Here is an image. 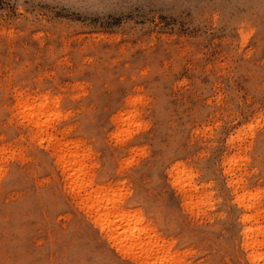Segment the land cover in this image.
I'll list each match as a JSON object with an SVG mask.
<instances>
[{
  "label": "rangeland",
  "instance_id": "374dc122",
  "mask_svg": "<svg viewBox=\"0 0 264 264\" xmlns=\"http://www.w3.org/2000/svg\"><path fill=\"white\" fill-rule=\"evenodd\" d=\"M42 98L60 118L36 129L19 104ZM99 185L156 248L251 264L237 199L260 193L264 227V0H0V264H137L83 211Z\"/></svg>",
  "mask_w": 264,
  "mask_h": 264
},
{
  "label": "bare ground",
  "instance_id": "6f19581e",
  "mask_svg": "<svg viewBox=\"0 0 264 264\" xmlns=\"http://www.w3.org/2000/svg\"><path fill=\"white\" fill-rule=\"evenodd\" d=\"M55 104L49 102L47 98H42L37 103L25 100L19 104V107L24 120L34 123L36 129H43L54 118H60L58 110L50 108ZM137 118V114L127 113V116L122 120L121 130L115 131L114 135L120 137L129 133L131 124ZM48 138L51 139V137ZM72 152L69 153V158L65 154L64 157L61 154L58 162L63 165V168L67 166L68 171L64 173L72 188L77 189L84 185L86 170L78 151ZM187 173L186 168L178 169L175 183L180 184L184 183L185 179H191ZM81 199L83 211L92 219L90 225L106 240L109 247L123 256L134 260L137 264H190L186 259L171 254L170 248H156L157 245L151 242V238L148 237L150 232L148 226H143L144 211L128 207L126 198L120 192H110L104 186L99 185L96 189L86 192ZM259 199L260 193L243 195L237 199L243 208L240 216L242 224L241 250L246 260L251 264H262V262L264 264L262 250L264 240H260V236H264V227L257 225L258 215L249 214L255 209V203ZM207 200L206 197L202 198L200 203H206Z\"/></svg>",
  "mask_w": 264,
  "mask_h": 264
}]
</instances>
